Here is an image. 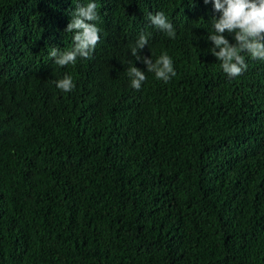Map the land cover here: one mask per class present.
<instances>
[{"label": "trees", "instance_id": "1", "mask_svg": "<svg viewBox=\"0 0 264 264\" xmlns=\"http://www.w3.org/2000/svg\"><path fill=\"white\" fill-rule=\"evenodd\" d=\"M87 2L0 0V264H264V60L223 72L214 3L95 0L91 59L60 67L50 49L73 47ZM141 33L168 83L132 55Z\"/></svg>", "mask_w": 264, "mask_h": 264}, {"label": "clouds", "instance_id": "2", "mask_svg": "<svg viewBox=\"0 0 264 264\" xmlns=\"http://www.w3.org/2000/svg\"><path fill=\"white\" fill-rule=\"evenodd\" d=\"M204 3H214L215 11L221 13L218 18L213 17V32L208 35V40L214 45L211 54L220 61V67L229 78L238 77L247 70L248 64L243 53H247L253 60H264V0H204ZM98 7L95 0L76 4L75 10L71 12V21L65 29L66 32L74 33L73 47L63 51L52 47L49 52L56 65H75L78 57L91 59L100 39L101 30L96 23L100 21ZM147 19L156 29L175 39L174 26L164 12L148 13ZM226 32L234 36L235 43L229 41ZM150 35L141 33L135 45H130L131 53L137 60H143L147 72L154 73L157 80L168 83L176 71L167 52L161 54L155 62L138 54L148 44ZM127 74L131 87L136 90H140L147 80L145 72L135 66L130 67ZM53 83L65 93L76 87L73 77L67 74Z\"/></svg>", "mask_w": 264, "mask_h": 264}]
</instances>
